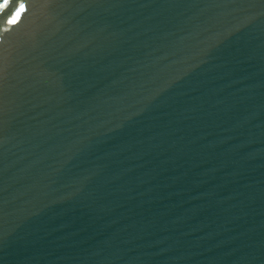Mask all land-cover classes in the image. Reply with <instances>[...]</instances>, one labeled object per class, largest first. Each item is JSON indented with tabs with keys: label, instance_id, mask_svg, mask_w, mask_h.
I'll return each instance as SVG.
<instances>
[{
	"label": "water",
	"instance_id": "1",
	"mask_svg": "<svg viewBox=\"0 0 264 264\" xmlns=\"http://www.w3.org/2000/svg\"><path fill=\"white\" fill-rule=\"evenodd\" d=\"M0 264H264V0H0Z\"/></svg>",
	"mask_w": 264,
	"mask_h": 264
},
{
	"label": "snow or ice",
	"instance_id": "2",
	"mask_svg": "<svg viewBox=\"0 0 264 264\" xmlns=\"http://www.w3.org/2000/svg\"><path fill=\"white\" fill-rule=\"evenodd\" d=\"M24 11V6L20 5L19 11L16 13V16L19 17V15ZM12 23H15V20L11 21Z\"/></svg>",
	"mask_w": 264,
	"mask_h": 264
}]
</instances>
